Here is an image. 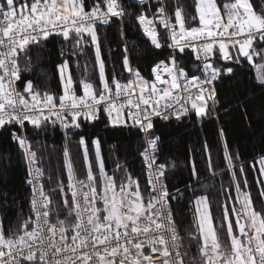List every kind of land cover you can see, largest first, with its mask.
<instances>
[{"label":"snow or ice","instance_id":"6c2138e0","mask_svg":"<svg viewBox=\"0 0 264 264\" xmlns=\"http://www.w3.org/2000/svg\"><path fill=\"white\" fill-rule=\"evenodd\" d=\"M131 3L140 9L135 21L152 47L170 50L165 59L152 65L151 79L132 65L127 43L122 69L113 64L111 77L106 71L101 26H111L115 18L121 24V39L126 40L123 22L125 17L132 18L121 0H0V130L11 129L12 141L27 163L25 183L31 189L28 217L21 215L7 228L0 220V264H264V182L257 181L259 200H254L245 168L241 166L237 175L233 157L225 150L236 191L234 205L239 204V209L233 206L229 210L225 204L216 228L208 195H196L198 234L181 236L171 201L179 202L184 193L178 187L169 191L165 178L170 162L159 161L160 136L154 133L157 119L179 121L192 114L198 121L214 114L218 118L216 82L235 75L232 64L243 65L246 60L256 69V85L264 89V0ZM53 36L64 42L62 62L56 65L59 92L47 83L45 71L40 72L45 78L43 88L24 78L38 66ZM68 45L73 57L84 55L85 45L94 49L98 83L90 78L86 62L77 86L65 55ZM186 49L194 56L187 63L183 58ZM101 113L107 118L105 127H123L141 135L144 186L139 176L118 162L108 174L99 138L92 141L94 167L81 136L86 178H78L65 143L67 183L60 177L55 187L46 190L38 150L24 134L27 126L43 130L49 124L59 125L67 141V130L79 129L81 119L93 123ZM191 163L192 179L199 183L200 172L195 161ZM258 163L259 175L264 176V156ZM208 170L214 177L211 157ZM241 177H245L243 188ZM52 178L49 172V182ZM186 188L194 190L192 184ZM7 197V192L0 193V199L6 201ZM193 241L196 255H190Z\"/></svg>","mask_w":264,"mask_h":264},{"label":"trees","instance_id":"16d2710c","mask_svg":"<svg viewBox=\"0 0 264 264\" xmlns=\"http://www.w3.org/2000/svg\"><path fill=\"white\" fill-rule=\"evenodd\" d=\"M180 2L185 5L193 4V0H180ZM121 3L127 11L132 13V18L125 17L123 22L126 40L121 39V24L115 18H113L115 22L111 26H101L100 30L102 56L107 64L106 71L111 77L113 64L118 66V70L122 69L124 44L127 43L132 65L137 67L144 77L151 79L152 65L157 60L165 59L170 50L167 48L155 50L135 21V15L140 9L134 7L131 0H121ZM190 10L194 13V7ZM169 11L171 12L172 9ZM159 31L163 32V29H159ZM85 39L90 40L89 37H85ZM63 43L61 37H50V41L43 50L40 63L30 74H25L24 78L32 79L43 88L46 86L45 78L40 76V72L45 71L49 78L47 83L54 91L59 92V74L56 65L62 62L60 48ZM84 49V55L78 54L73 57L70 55L71 46L68 45V51L65 53L70 63L69 71L77 81V86L86 62L90 78L98 83L94 49L90 45H85ZM177 55L180 54L177 53ZM183 58L185 63L194 60L189 49L185 50ZM33 59L35 60V54ZM77 63L80 65L79 69H77ZM223 63V61H218V64ZM231 66L235 69V75L225 76L216 82L220 101L218 118L214 114L210 119L198 121L192 114L191 117H185L179 121L173 118L167 122L159 119L155 122L154 133L160 136L159 161L170 162L167 167L165 183L170 192H174L178 187L184 193L179 202L171 201L176 223L181 236L184 237H188L189 233L198 234L195 204L193 203L196 195H208L209 210L216 228L220 227L225 204L229 210L233 206L239 209L238 204L234 205L236 191L235 185L232 184V170L227 168L224 159L225 150L233 157L235 165L233 170L237 175H239L241 166L245 168L246 179L250 186L248 190L254 200H259L257 181L260 178L258 171H253L251 163L258 157L264 156V89L256 85V70L246 60L243 65L232 64ZM191 67L192 65L189 64V69ZM127 75L124 73L125 77ZM20 89H23L22 83ZM241 102H243V106H240ZM106 121L107 118L103 114L98 121L93 123L82 120L81 127L67 142L78 178H86L83 149L79 145V140L83 136L94 167L95 153L92 141L99 138L102 158L108 174H112L118 162L127 167L134 176H139L141 184L144 186L146 177L142 175V157L139 156V151H142L145 145L141 135L123 127H105ZM221 129L223 136H221ZM10 132L11 129L0 130V193H8L6 201L0 199V220H3L5 228L9 224H16L21 215L24 218L28 217L31 193L25 183L28 175L27 163L17 144L12 141ZM24 134L33 148L38 150L45 171L43 183L46 190L55 187L60 177L63 178L66 185L67 170L63 164L65 141L60 126L49 124L43 130H36L28 125ZM205 145H207V149ZM236 156H239L238 160L235 158ZM209 157H211L214 168V177L213 172L208 170ZM192 161H195L200 172L199 183L192 179ZM49 172L53 175L51 182L48 180ZM240 179L243 188L245 177ZM189 184L193 185L194 190L186 188V185ZM205 184L209 185L207 189L203 186ZM56 195L59 198L58 191ZM226 197H230V199L226 200ZM231 219L235 223V217ZM185 243L187 245V239ZM196 254L197 247L193 241L190 255Z\"/></svg>","mask_w":264,"mask_h":264},{"label":"built area","instance_id":"2783aa9c","mask_svg":"<svg viewBox=\"0 0 264 264\" xmlns=\"http://www.w3.org/2000/svg\"><path fill=\"white\" fill-rule=\"evenodd\" d=\"M147 39H148V38H147ZM101 114H103V113H101ZM82 120H83V119L80 120V123H81ZM97 121H98V120H97ZM95 122H96V121H95ZM25 123H26V125H27V122H25ZM60 129H61V128H60ZM76 130H78V129H69V130H67V135H68L69 139L66 141V139H65V130L61 129V132H62V134H63V138H64L65 143H67V142L71 139L72 135L76 132ZM159 155H160V152H159V147H158V159H160ZM27 187L29 188V190H30V192H31L30 187H29L28 185H27ZM238 207H240L239 204H238ZM29 209H30V204H29ZM146 250H147V249H146Z\"/></svg>","mask_w":264,"mask_h":264},{"label":"rangeland","instance_id":"374dc122","mask_svg":"<svg viewBox=\"0 0 264 264\" xmlns=\"http://www.w3.org/2000/svg\"><path fill=\"white\" fill-rule=\"evenodd\" d=\"M255 70H256V69H255ZM94 153H95V148H94ZM259 159H260V157H258L257 159H255V160L253 161V163H251L252 168H253V166L255 165V169L258 171V174H259V163H258ZM95 166H96V160H95ZM259 178H260V180H261L262 182H264V176H260V175H259ZM195 211H196V206H195ZM209 211H210V210H209ZM197 223H198V222H197Z\"/></svg>","mask_w":264,"mask_h":264}]
</instances>
